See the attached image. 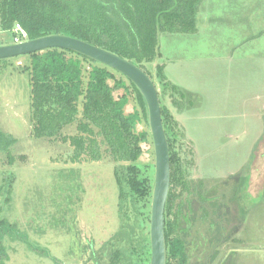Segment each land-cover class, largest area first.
Returning a JSON list of instances; mask_svg holds the SVG:
<instances>
[{"label": "rangeland", "instance_id": "obj_1", "mask_svg": "<svg viewBox=\"0 0 264 264\" xmlns=\"http://www.w3.org/2000/svg\"><path fill=\"white\" fill-rule=\"evenodd\" d=\"M197 22L194 32L160 31V55L147 61L145 69L157 82L170 126L178 123L171 127V138L189 166L188 178L204 180L225 203L233 200L230 222L221 220V214L215 217L228 228L237 226L236 238L248 246L231 247L222 258L235 249L236 264H264V0H202ZM13 37L11 29L0 27V45L12 43ZM27 59L23 55L0 62V129L15 138L11 165L0 151V217L15 222L25 236L5 241V264H94L86 262L87 246L101 248L128 223L120 214L115 163L73 162L71 144L34 134L30 73L17 66ZM159 64L168 86L157 76ZM172 84L194 93V105H182ZM136 107L131 97L127 112ZM138 129H148L147 124ZM155 163L149 135L138 164L152 183ZM202 227L199 239L205 247L212 226ZM148 231L147 224L137 235L148 236ZM132 232L123 230L124 243L116 245L119 264H142L131 253L138 242V237L130 238ZM213 235L215 242L218 236ZM216 256L209 258L210 264Z\"/></svg>", "mask_w": 264, "mask_h": 264}, {"label": "trees", "instance_id": "obj_2", "mask_svg": "<svg viewBox=\"0 0 264 264\" xmlns=\"http://www.w3.org/2000/svg\"><path fill=\"white\" fill-rule=\"evenodd\" d=\"M201 4L202 0H0V27L12 29L18 22L28 31L30 38L53 33L80 38L132 60L153 79L152 73L145 69V63L160 55L158 33L196 31ZM27 56V62L17 66L30 73L34 134L71 144L70 158L73 162L111 159L115 163L120 214L128 223H123L122 229L101 248L97 249L90 243L85 250L86 262L119 264L121 250L116 245L124 243L122 231L129 228L134 230L130 238L133 235L138 237L131 253L142 264H150V206L148 214L143 215L151 203L154 183L138 160L143 143L149 135L152 139V133L149 130L148 105L140 89L111 66L71 49L53 47ZM8 60L11 58L0 62ZM163 69L162 64L156 66L157 76L168 86ZM172 87L183 101L182 105L184 101L194 105V93L177 84H172ZM116 90L123 91L115 96ZM131 97L139 107L127 112ZM159 99L161 102V92ZM161 107L172 161L165 211L166 261L167 264H210L212 256L220 251L215 248L217 245L240 241L235 236L237 226L228 228V224L221 221L230 222L233 200L225 203L215 189L206 188L204 180L188 178L189 166L184 165L171 138V127L178 123L173 121L170 126L162 102ZM143 122L148 129L139 130L138 125ZM68 127L69 131H65ZM14 140L11 133L0 129V151L7 154L6 164L9 165L15 160L10 152ZM240 174H233L232 178ZM10 193L7 192L8 195ZM217 213L222 215L221 220L215 217ZM147 224L148 236L137 235V229ZM205 224L212 226L209 231L212 234L209 236L210 244L204 247L199 239V230ZM213 234L218 236L215 242ZM16 237L25 238L19 226L0 217V264H5L8 258L5 241H13ZM235 252V249L231 250L220 264H236V259H233ZM81 254L84 255V251Z\"/></svg>", "mask_w": 264, "mask_h": 264}, {"label": "water", "instance_id": "obj_3", "mask_svg": "<svg viewBox=\"0 0 264 264\" xmlns=\"http://www.w3.org/2000/svg\"><path fill=\"white\" fill-rule=\"evenodd\" d=\"M53 47L71 49L102 64L111 66L135 83L147 102L156 162L151 199L150 264H167L165 211L171 186L172 161L170 146L162 121V107L156 82L141 66L132 60L80 38L58 33L29 38L27 41L20 43L0 45V60L45 51ZM241 246L243 244L240 242H231V244L225 245L215 257L213 264H218L229 248Z\"/></svg>", "mask_w": 264, "mask_h": 264}, {"label": "built area", "instance_id": "obj_4", "mask_svg": "<svg viewBox=\"0 0 264 264\" xmlns=\"http://www.w3.org/2000/svg\"><path fill=\"white\" fill-rule=\"evenodd\" d=\"M11 30L14 34L12 43L24 42L30 38L28 31L18 22L13 25Z\"/></svg>", "mask_w": 264, "mask_h": 264}]
</instances>
